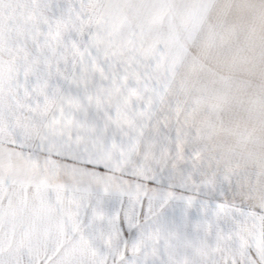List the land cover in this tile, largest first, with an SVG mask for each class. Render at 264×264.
<instances>
[{
  "label": "snow or ice",
  "instance_id": "1",
  "mask_svg": "<svg viewBox=\"0 0 264 264\" xmlns=\"http://www.w3.org/2000/svg\"><path fill=\"white\" fill-rule=\"evenodd\" d=\"M0 264H264V0H0Z\"/></svg>",
  "mask_w": 264,
  "mask_h": 264
}]
</instances>
